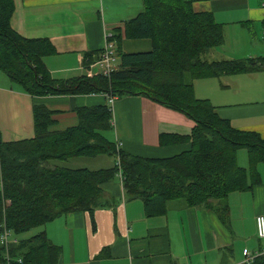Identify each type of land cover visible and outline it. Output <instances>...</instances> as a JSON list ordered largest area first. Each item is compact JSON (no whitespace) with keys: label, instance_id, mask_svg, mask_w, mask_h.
<instances>
[{"label":"trees","instance_id":"16d2710c","mask_svg":"<svg viewBox=\"0 0 264 264\" xmlns=\"http://www.w3.org/2000/svg\"><path fill=\"white\" fill-rule=\"evenodd\" d=\"M141 2L142 11L124 22L122 32L115 29L111 40L114 44L122 38L148 40L149 51H118L117 68L107 76L54 80L40 62L53 53L49 43L16 36L8 22L12 0H0V73L26 95L139 96L193 123L186 137L159 136L160 145L188 143L186 151L164 159H144L118 150L103 137L111 128L106 105L76 108V124L63 130H52V112L33 105L32 137L0 141V234L5 228L17 239L7 248V262L0 245V264H56L59 250L43 232L19 237L66 213L92 212L99 207L100 184L118 173L125 195L140 199L147 215L162 212L167 202L175 200L188 206L218 204L230 193L259 184L256 166L264 167V139L230 128L206 100L194 98L192 82L259 71L264 59L206 62L202 57L222 42V28L209 13L194 14L183 0ZM242 149L245 167L236 163V153ZM97 156L114 163L97 170L51 165ZM250 264H264V255Z\"/></svg>","mask_w":264,"mask_h":264},{"label":"crops","instance_id":"0c3cea01","mask_svg":"<svg viewBox=\"0 0 264 264\" xmlns=\"http://www.w3.org/2000/svg\"><path fill=\"white\" fill-rule=\"evenodd\" d=\"M183 1L189 3L194 14L209 13L222 28L221 44L208 50L204 61L264 59L263 0ZM12 3L8 21L11 31L25 40H46L51 46L53 53L40 58L51 79L68 80L87 72L101 75L102 70L95 62L106 37L114 48L115 69L118 51L134 54L150 49L149 41L144 39L122 38L118 44L111 40L115 29L122 32L124 22L142 11L141 0H12ZM192 93L195 99L206 100L230 128L254 132L264 139V68L194 80ZM105 104V95L100 93L30 97L0 74V141L32 137L33 105L45 106L52 112V130H63L76 124V108ZM110 113L113 130L103 137L131 156L164 159L188 149V143H159L160 135H189L193 123L181 113L139 96L114 99ZM238 151L236 158L241 159ZM113 163L111 159L103 168ZM51 165L63 167L59 162ZM262 167L256 166L259 184L226 197L224 207L235 209L227 213L234 219L233 225L228 224L231 235L214 215L219 203L188 206L182 201H172L164 205L162 212L147 215L142 201L128 198L116 176L100 184L99 207L92 212L61 215L44 224L40 232L59 250L56 264H242L243 250L251 253L264 247L254 230V217L264 218V174L259 171Z\"/></svg>","mask_w":264,"mask_h":264},{"label":"built area","instance_id":"2783aa9c","mask_svg":"<svg viewBox=\"0 0 264 264\" xmlns=\"http://www.w3.org/2000/svg\"><path fill=\"white\" fill-rule=\"evenodd\" d=\"M262 6L264 7V0L262 2ZM108 38L109 37H106L103 48L98 54V57L96 58V62H95L97 68H100L102 70L101 75L103 76H107L109 73L115 70L114 65H115L116 57H115L113 45L110 41L107 40ZM262 41L264 42V36L262 38ZM96 75L98 74L87 72L85 76L87 78H91ZM114 99H115L114 97L105 95V100H106L105 105L109 108L110 111ZM115 164L118 165L117 162ZM116 177L118 178L119 181L121 180L119 173L116 174ZM254 230L257 240L264 243V218L260 215L254 217ZM16 243H17V239L13 237L11 232L3 228L0 234V245L4 248V252H5L4 259L6 260V262L9 259L6 253L7 248L10 245H15ZM242 255H243L242 264H250L254 258L264 255V247L251 253L247 252L246 250H243ZM17 262L19 261L17 260Z\"/></svg>","mask_w":264,"mask_h":264},{"label":"rangeland","instance_id":"374dc122","mask_svg":"<svg viewBox=\"0 0 264 264\" xmlns=\"http://www.w3.org/2000/svg\"><path fill=\"white\" fill-rule=\"evenodd\" d=\"M202 58L204 59V57H202ZM0 74H2V73H0ZM2 76H4V75L2 74ZM110 121H111V123L113 122V116H112L111 113H110ZM110 130H109V132H112V130H113V126L112 125H111ZM104 135L108 136V133L104 134ZM238 153L241 154V159H240V157L236 158L237 165H239L241 167L246 166V164H245L246 163L245 151L242 149L241 151H238ZM107 159H109L111 161V158H109V157L97 156V157L89 158V159L88 158L70 159V160H67V161H64V162H59V163L62 164V166L66 167V168H78V167L82 168V167H85V169H87V170H97V169L103 168L105 166V164H107L109 162V160H107ZM259 171L264 174L263 167ZM175 201H178V200H175ZM169 202H172V201H169ZM225 202H226V199H223V200L219 201V206L216 208V210L214 212V215L218 219V221H219L220 225L222 226V228H224V230L228 234L231 235V232H230V230L228 228V224L230 222L231 225H233L234 219L232 218V216L229 217L227 215V213H228V211L233 213L235 211V209L234 208H230V210H227L225 208L226 210H222V208L226 204ZM43 228L44 227L41 226V227H38L36 229H32L29 232L21 235L19 238L20 239L27 238V237H29L31 235H34V234L42 231Z\"/></svg>","mask_w":264,"mask_h":264}]
</instances>
